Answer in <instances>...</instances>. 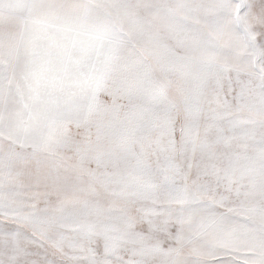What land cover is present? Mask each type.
<instances>
[{
	"label": "snow or ice",
	"instance_id": "6c2138e0",
	"mask_svg": "<svg viewBox=\"0 0 264 264\" xmlns=\"http://www.w3.org/2000/svg\"><path fill=\"white\" fill-rule=\"evenodd\" d=\"M0 264H264V0H0Z\"/></svg>",
	"mask_w": 264,
	"mask_h": 264
}]
</instances>
